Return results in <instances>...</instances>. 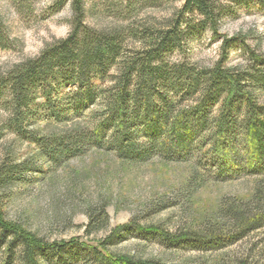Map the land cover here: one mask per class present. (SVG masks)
Returning <instances> with one entry per match:
<instances>
[{
    "label": "trees",
    "instance_id": "trees-1",
    "mask_svg": "<svg viewBox=\"0 0 264 264\" xmlns=\"http://www.w3.org/2000/svg\"><path fill=\"white\" fill-rule=\"evenodd\" d=\"M181 1L171 17L159 22L96 28L85 22L83 0H72L70 33L0 75L6 125L55 163L91 149L113 150L130 164L155 158L189 165L192 193L209 182L252 179L249 197L220 208L202 231L170 232L131 220L96 244L46 240L7 219L0 199V264H165L117 254L108 245L135 234L174 247L217 250L264 227V56L243 36L220 31L233 5L253 0ZM126 8L132 11L134 3ZM206 31L221 38L213 65L170 57L185 52L189 40ZM238 43L247 61L226 64ZM38 118H45L48 128L61 127L40 133L30 127ZM3 167L0 191L17 172ZM92 219L101 221L99 215Z\"/></svg>",
    "mask_w": 264,
    "mask_h": 264
},
{
    "label": "rangeland",
    "instance_id": "rangeland-1",
    "mask_svg": "<svg viewBox=\"0 0 264 264\" xmlns=\"http://www.w3.org/2000/svg\"><path fill=\"white\" fill-rule=\"evenodd\" d=\"M130 1L134 3L132 11L126 8ZM83 5L85 22L90 26L141 27L171 17L182 1L83 0ZM72 18V0H0V75L38 55L48 43L66 37L73 27ZM220 31L227 36H243L264 56V0L233 5L232 12L222 19ZM220 44L221 38L206 31L189 40L185 52L175 51L170 57L211 66L220 56ZM247 58L238 43L229 51L226 64L245 63ZM7 120L8 110L0 104V169L17 168L0 191L5 217L46 240L78 238L96 244L117 225L131 220L141 225L159 224L170 232L202 231L211 217L218 216L220 208L249 197L254 187L252 179L242 178L209 182L192 193L187 186L189 165L155 158L130 164L105 149H91L55 163L39 155L36 144L11 131ZM47 123L45 118H38L30 127L43 134L61 127L54 124L48 128ZM98 215L99 224L92 219ZM108 247L117 254L158 259L165 264H238L244 259L264 264V227L217 250L174 247L155 237L135 234ZM16 251L18 258L20 247ZM1 257L0 252V261Z\"/></svg>",
    "mask_w": 264,
    "mask_h": 264
}]
</instances>
